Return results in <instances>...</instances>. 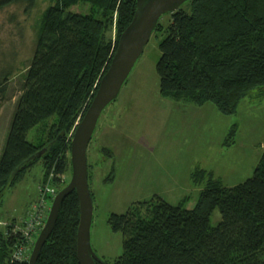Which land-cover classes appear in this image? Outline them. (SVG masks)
<instances>
[{"label":"trees","instance_id":"trees-1","mask_svg":"<svg viewBox=\"0 0 264 264\" xmlns=\"http://www.w3.org/2000/svg\"><path fill=\"white\" fill-rule=\"evenodd\" d=\"M35 1L0 0V8L19 3L27 10ZM78 2L88 3L89 12L70 10ZM135 6L136 0H53L43 10L0 154V197L38 161L39 195L48 176L51 183L59 182L70 164L73 131L70 137L67 133L91 101ZM167 14L155 64L161 97L176 106L209 103L217 112L233 115L253 90L264 96V0H186ZM156 29H163L159 21ZM11 76V70L1 69L0 107ZM51 117L54 121L43 128ZM36 126L40 133L29 140L27 134ZM191 179L198 187L191 208L155 195L131 203L124 212L109 213L107 223L121 232L123 244L122 253L105 263L264 264V148L252 175L242 182L226 186L202 168ZM215 208L221 218L213 226ZM25 219L5 224L0 264H28V257L13 256L25 242L20 228ZM78 222V198L71 191L36 264H80Z\"/></svg>","mask_w":264,"mask_h":264},{"label":"rangeland","instance_id":"rangeland-1","mask_svg":"<svg viewBox=\"0 0 264 264\" xmlns=\"http://www.w3.org/2000/svg\"><path fill=\"white\" fill-rule=\"evenodd\" d=\"M52 2L36 0L27 10L19 3L0 8V71L5 68L12 72L1 100L0 154L41 13ZM89 7L86 2H78L70 10L87 13ZM169 17L167 13L160 16L163 29L151 32L117 97L102 110L87 146L88 183L93 199L90 242L95 253L107 262L122 253L123 244L121 232L112 231L107 223L109 213L124 212L131 203L155 195L191 208L198 196V187L191 179L193 172L208 169L222 184H237L252 175L264 148V96L255 90L241 101L233 115H223L209 103L176 106L160 96L155 64ZM110 34L113 39L114 27ZM54 119L49 118L42 127ZM39 133L36 126L27 138L34 140ZM70 174L67 163L58 183L46 178L44 186L50 197L43 209L44 217L52 197L67 184ZM110 174L112 178L107 179ZM41 181L42 165L38 161L15 185L2 191L0 234L5 233L7 222L20 221L33 211ZM220 218L215 208L210 224L215 226ZM36 236H32L30 245Z\"/></svg>","mask_w":264,"mask_h":264},{"label":"water","instance_id":"water-1","mask_svg":"<svg viewBox=\"0 0 264 264\" xmlns=\"http://www.w3.org/2000/svg\"><path fill=\"white\" fill-rule=\"evenodd\" d=\"M185 1L136 0L133 16L120 32L108 67L100 77L86 110L74 127L69 148L70 179L51 199L45 221L28 255V264H36L41 247L56 221L60 204L71 191H75L79 203V222L76 232L78 261L80 264H106L95 253L90 242L93 202L88 184L87 146L102 110L117 97L160 16L178 9Z\"/></svg>","mask_w":264,"mask_h":264},{"label":"built area","instance_id":"built-area-1","mask_svg":"<svg viewBox=\"0 0 264 264\" xmlns=\"http://www.w3.org/2000/svg\"><path fill=\"white\" fill-rule=\"evenodd\" d=\"M48 195H50V193L46 186L40 189L37 204L33 205V211H31L28 217L23 221L24 224L20 228L25 242L19 245L13 252V256L16 259L28 257L30 249L28 244L32 241V236L38 234L46 218V216L44 217L43 209L46 207Z\"/></svg>","mask_w":264,"mask_h":264}]
</instances>
